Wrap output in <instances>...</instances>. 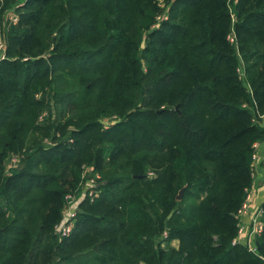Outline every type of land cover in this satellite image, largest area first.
I'll return each mask as SVG.
<instances>
[{"label": "trees", "instance_id": "trees-1", "mask_svg": "<svg viewBox=\"0 0 264 264\" xmlns=\"http://www.w3.org/2000/svg\"><path fill=\"white\" fill-rule=\"evenodd\" d=\"M1 39L0 264H264V0H0Z\"/></svg>", "mask_w": 264, "mask_h": 264}, {"label": "built area", "instance_id": "built-area-1", "mask_svg": "<svg viewBox=\"0 0 264 264\" xmlns=\"http://www.w3.org/2000/svg\"><path fill=\"white\" fill-rule=\"evenodd\" d=\"M6 17L14 21L17 20V15L14 13L13 10H9L6 14ZM0 51L2 52L0 59H2L5 57V42L2 39L0 40ZM258 145L259 143L255 144L256 151L253 155L254 163L258 157V154H257ZM17 163H18L17 158L13 157L10 162V167H15ZM85 184H87V186H85ZM97 185L98 184H97L96 178L88 179L87 181H85L84 188L78 197H76L75 195H71V194L67 196V206L64 210L63 219L56 227L57 233L59 235L66 236L71 232L73 228V224H74V218L79 209V204L81 200L86 196L88 190L90 192V196H93L97 192L95 190ZM249 205H250V194H248L246 200L244 201L243 205L238 211L241 224L239 228V234H238V237L235 239V242H241L244 245H246L249 248V250L256 252L257 247H258L257 237L262 233L263 226H264L263 220H262L263 210L261 207L252 215V225L250 227L249 235L243 236L244 235L243 233L245 232L246 227L244 223L242 222V217L246 215L247 212L249 211Z\"/></svg>", "mask_w": 264, "mask_h": 264}, {"label": "crops", "instance_id": "crops-1", "mask_svg": "<svg viewBox=\"0 0 264 264\" xmlns=\"http://www.w3.org/2000/svg\"><path fill=\"white\" fill-rule=\"evenodd\" d=\"M2 52L0 51V57ZM258 157L254 163V181L253 186L250 190V205L249 211L242 217L246 230L243 233L249 235L250 227L252 225V215L262 207L264 203V142L259 143L257 148ZM256 241V240H255ZM174 245H178V241H173Z\"/></svg>", "mask_w": 264, "mask_h": 264}, {"label": "water", "instance_id": "water-1", "mask_svg": "<svg viewBox=\"0 0 264 264\" xmlns=\"http://www.w3.org/2000/svg\"><path fill=\"white\" fill-rule=\"evenodd\" d=\"M183 191H184V188H182L180 191H179V194L177 195V199H181L182 195H183ZM257 245H258V241H257Z\"/></svg>", "mask_w": 264, "mask_h": 264}, {"label": "rangeland", "instance_id": "rangeland-1", "mask_svg": "<svg viewBox=\"0 0 264 264\" xmlns=\"http://www.w3.org/2000/svg\"><path fill=\"white\" fill-rule=\"evenodd\" d=\"M98 184V183H97ZM85 186H87V184H85Z\"/></svg>", "mask_w": 264, "mask_h": 264}]
</instances>
